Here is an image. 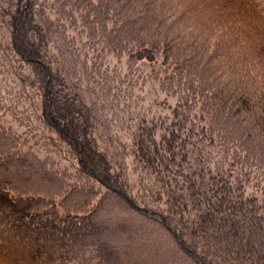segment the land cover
<instances>
[{"label": "trees", "instance_id": "1", "mask_svg": "<svg viewBox=\"0 0 264 264\" xmlns=\"http://www.w3.org/2000/svg\"><path fill=\"white\" fill-rule=\"evenodd\" d=\"M69 1L99 14L101 54L122 36L134 61L166 54L177 101L159 137L142 123L132 135V169L148 179L139 202L103 90L87 104L68 58L54 57L77 52L72 38L41 2L0 0L52 132L39 156L0 130V264H264V0ZM125 77L113 72L116 90Z\"/></svg>", "mask_w": 264, "mask_h": 264}, {"label": "rangeland", "instance_id": "2", "mask_svg": "<svg viewBox=\"0 0 264 264\" xmlns=\"http://www.w3.org/2000/svg\"><path fill=\"white\" fill-rule=\"evenodd\" d=\"M37 1L43 4L47 17L52 23H55L56 31L62 33L64 30L65 34L70 39L72 38L73 47L76 48L77 52L70 44L66 45L65 50L71 51L73 53L71 55L65 50L52 51L54 57L63 52L62 57L66 60L68 58L69 64L77 71L76 78L72 76H68V78L70 81L72 80L71 85L76 83L75 88L77 91L86 90L80 98L86 100L87 104L88 101L90 103L96 102L95 94H100L103 90L104 98H106L104 104L110 106V113H107L109 116V130L113 129L121 137L123 145L118 144L122 151L126 152L122 161L127 166L128 183L132 194L140 202L143 195L139 193V190L148 186V179L132 169L133 157L130 155L132 135L137 134V129L142 123L143 125H140V127L148 125L151 128L158 125L157 128L155 127L154 134L159 137L160 132H157V130H160L161 122L165 120L164 118L167 115L171 118V107H174L177 101L178 96L174 92L176 87H174L175 83L173 82L178 80L176 71L172 66L170 68L168 62L166 67L173 70L171 75L174 74V79L173 81L165 80L167 71L162 68L160 63L163 62L162 58L166 54L156 52L148 60L143 55L145 53L142 52L140 60L130 59L129 54L134 46L125 41L128 39L126 36H122L126 44H123V40H120L122 49L118 48L111 54H101L100 51L102 50L96 47V44L98 40L104 39V33L101 35L99 33L100 30H103L101 27L103 22L100 20L97 11L93 10L88 3H86L87 6H76L73 4L74 2L72 3L69 0ZM6 27L7 25L0 15V130L9 128L17 135L28 136L33 142L32 146L34 148L38 147L36 153L43 156L46 150L42 146L48 140V137L52 136V132L49 128L47 129L40 118V101L37 90L32 85H28L27 77L22 75L18 69V66H22L26 76L33 81L35 80V74H28V69L32 65H29V67L26 62H23V60L20 62L17 57L11 54L10 49L12 47L15 52H18V48L13 35L11 36L13 45L9 41ZM107 30L110 31V28L107 27ZM98 35L102 37L99 39L96 37ZM54 38L58 39V42L61 41L56 36L52 40ZM108 40L104 39L105 43L102 44L101 48L106 47ZM134 50L132 51L135 54ZM94 68L96 70L93 72L92 69ZM113 72H118L121 77L126 76L127 81L120 85L122 86L121 90H116L117 88L112 82ZM111 106H114V109ZM149 206L157 208L151 199L149 200Z\"/></svg>", "mask_w": 264, "mask_h": 264}, {"label": "bare ground", "instance_id": "3", "mask_svg": "<svg viewBox=\"0 0 264 264\" xmlns=\"http://www.w3.org/2000/svg\"><path fill=\"white\" fill-rule=\"evenodd\" d=\"M36 264H42V263L38 262V263H36Z\"/></svg>", "mask_w": 264, "mask_h": 264}]
</instances>
